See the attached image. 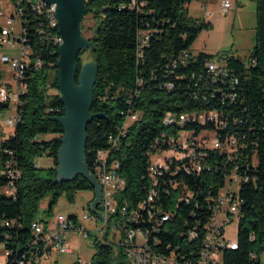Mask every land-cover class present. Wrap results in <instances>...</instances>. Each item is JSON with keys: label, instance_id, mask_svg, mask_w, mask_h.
<instances>
[{"label": "trees", "instance_id": "1", "mask_svg": "<svg viewBox=\"0 0 264 264\" xmlns=\"http://www.w3.org/2000/svg\"><path fill=\"white\" fill-rule=\"evenodd\" d=\"M193 0H86L87 12L96 21L93 46L81 50L77 60L75 81L84 65L82 55L90 50L93 61L98 65L93 84V99L90 112L95 114L87 125L86 163L93 173L96 151L108 147V134L115 131L124 121L129 108L128 98L138 90L133 107L141 112L140 118L128 129L110 160L120 163L118 173L124 178L125 188L119 199L134 207L147 198L151 187L148 174L149 152L162 132L177 136L184 127L199 133L203 126L193 121L165 125L167 111L193 113L211 107H221L218 99L209 104L192 95L194 87L191 75L204 69L211 56L200 53L190 57L185 65L173 67V60L185 50L191 52V45L203 29L211 27L206 20L193 18L188 13V4ZM256 3L255 45L247 61L229 51L219 57L226 65L238 71L243 90L236 105H223L229 117L226 133H235L239 147L236 159L227 161L225 155L209 151L208 162L212 165L196 178H186L193 188L217 189L224 184V173L238 166L237 173L248 177L240 189L242 216L239 220L238 249L226 250L225 264H259L264 252V0ZM141 30L149 31L147 44L139 56L138 36ZM53 32H57L54 28ZM31 44L42 57L40 68L26 69V90L21 95L19 106L20 121L14 133L0 145V242L19 253L34 238L32 223L37 218L47 222L53 216V205L62 195L74 201L78 191L93 190V184L83 175L69 181H56L59 167V149L65 133L64 127L55 119L66 114L64 103L57 93H49L50 88L58 89V46L49 38L41 36V29H34ZM192 55V52H191ZM254 61V64H252ZM182 76V77H181ZM3 71L0 65V81ZM142 81V85L138 81ZM174 84L171 90L162 88L165 82ZM8 103L0 102V110L9 109ZM234 118L242 123L235 124ZM207 123L206 128H214ZM221 132V131H220ZM55 134L51 139L44 135ZM224 137V136H223ZM53 158L54 165L40 168L37 158ZM13 161L20 171L15 180L16 193L8 196L3 187L9 179L1 174L8 162ZM51 193L49 208L41 212V200ZM162 207L173 214L164 224L159 234L161 249L172 244L182 251L199 250L200 240L190 242L184 232L186 222H193L192 204L178 202L179 192L161 193ZM17 220V225L9 227L6 220ZM9 236V237H8ZM96 253L92 264H131L122 248L96 240ZM168 252V251H166ZM252 253L258 255L253 259Z\"/></svg>", "mask_w": 264, "mask_h": 264}, {"label": "built area", "instance_id": "2", "mask_svg": "<svg viewBox=\"0 0 264 264\" xmlns=\"http://www.w3.org/2000/svg\"><path fill=\"white\" fill-rule=\"evenodd\" d=\"M231 7L230 0L222 1L223 13H227ZM56 8L55 3H41L40 0H9L8 7L0 3V18H3V21H0V50L4 49L3 52L0 51V64L7 67L17 82V89L0 83V102L8 103L10 108L14 109V115L7 120L9 126L15 127L20 121L19 106L28 77L26 69L40 68L43 64L40 53L31 44L34 29H41V36L49 38L58 48L63 42L59 33ZM204 8L208 16L213 14L207 6ZM54 28L57 29L56 33L52 31ZM148 39L149 31L141 30L138 36L140 57L143 55L141 49ZM6 49L14 53L7 54ZM191 56V52L185 50L173 60V67L185 65ZM204 66L201 72L191 75L194 87L192 95L206 104H209L211 99H218L221 107H211L193 113H165V125L183 126L191 120L201 124L203 129L196 133V130L183 127L177 136L167 132L161 133L160 138L152 145L153 150L149 152L148 174L151 187L147 198L141 200L137 206L132 207L128 202L119 199L126 182L118 173L120 163L110 160V156L126 137L129 127L140 118L141 112L133 107L138 90L127 99L129 108L122 112V125L108 134V147L96 151L93 175L102 189L96 211L103 218L91 208V203L89 212L83 216L96 223L94 230L98 235L94 244L97 240L122 248L131 264H225V251L238 249V239L226 236V226L234 218L239 221L242 216L243 200L240 197V189L242 182L247 181L248 177L238 175V166H235L230 172L224 173V184L216 193L212 188L204 190L201 186L193 189L186 181L187 177H199L204 170L211 168L212 165L208 162L209 151L225 155L229 163L236 159L239 147L235 133L225 132L229 117L223 105L238 104L240 92L243 90L240 74L236 69L213 59L206 60ZM138 84L142 85V81L139 80ZM173 86L174 84L168 81L161 87L171 90ZM1 115L2 110L0 117ZM233 120L235 124L242 123L237 118ZM207 123H213L214 128H206ZM1 174L9 179V183L2 189L3 192L14 196L17 190L15 180L20 177V171L15 168L14 162L10 161ZM235 183L239 185L238 191L232 187ZM171 191L179 192L178 202L193 206V222H186L187 230L184 235L190 242L200 240L198 251L191 249L188 253L182 251L179 245L172 249V244L169 243L161 249L162 240L159 234L173 214L163 209L160 194ZM46 221L40 218L33 221L31 228L34 238L20 253L0 242V264H41L44 258L53 254L75 255L68 241L69 236L79 232L87 237L92 232L91 229L80 225L76 215L58 214ZM4 224L14 227L18 223L16 219H12L6 220ZM251 257L258 259L255 253H252ZM76 264H92V261L79 259ZM259 264H264L261 256Z\"/></svg>", "mask_w": 264, "mask_h": 264}, {"label": "rangeland", "instance_id": "3", "mask_svg": "<svg viewBox=\"0 0 264 264\" xmlns=\"http://www.w3.org/2000/svg\"><path fill=\"white\" fill-rule=\"evenodd\" d=\"M230 1L232 2V7L227 13L222 12L218 0L212 2L209 5V10H213L212 16L206 15V10L200 6V0H193L191 6H187L188 13L191 17L200 20H207L211 23V27L203 29L191 45L190 49L192 57H197L200 53H204L211 56L213 60H217L220 64H226L225 60L219 59V55L223 51H229L231 54L244 61L248 60L255 45L256 3L254 0ZM0 3L4 7L9 6V0H0ZM0 21H3V18H0ZM95 24L96 21L92 14L85 15L81 22V34L89 42H91V38L94 35ZM3 50L4 49H1L0 51L3 52ZM5 52L7 54L14 53V51L9 49H6ZM81 58L84 63L94 62L90 50H86ZM0 65L3 71V78L0 83L12 86L13 89H17V82L14 77H12V73L5 65ZM57 92V88L49 89V93ZM12 115H14L13 108L2 111L0 117V145L4 139L14 133L15 127L7 124L8 118ZM55 136V134H47L43 136V139L48 140ZM37 162L40 168H49L54 165L53 158L47 155L37 158ZM232 187L236 191L239 189V185L236 183L232 184ZM93 197V190H83L77 192L74 201H70L66 195H62L56 204L53 205V216L50 219H53L58 214L76 215L80 225H84L87 229H91L92 232L87 237L79 232H75L69 236L68 241L70 242L75 255L69 253L53 254L50 257L44 258L41 261V264H76L79 259L85 260L86 262L93 260L96 253L94 241L98 235L94 230L96 228V223L93 220L85 219L83 216L84 213L89 212L90 203L92 202ZM51 198V193H48L41 200V212L39 217L43 216L45 213L44 211L49 208ZM238 226L239 221L237 218H234L226 226V236L236 239L238 235ZM261 257L264 260V252H262Z\"/></svg>", "mask_w": 264, "mask_h": 264}, {"label": "water", "instance_id": "4", "mask_svg": "<svg viewBox=\"0 0 264 264\" xmlns=\"http://www.w3.org/2000/svg\"><path fill=\"white\" fill-rule=\"evenodd\" d=\"M55 3L59 33L63 42L58 48V90L64 103L66 114L55 119L64 127L65 133L59 149V167L56 181L63 182L79 175L86 177L94 186V199L91 208L96 206L102 196V189L86 163V130L95 114L90 112L93 99V84L96 80V62L84 63L79 83L75 81L77 60L81 50L93 46L81 34V22L87 12L86 0H45ZM98 215H102L97 212Z\"/></svg>", "mask_w": 264, "mask_h": 264}, {"label": "crops", "instance_id": "5", "mask_svg": "<svg viewBox=\"0 0 264 264\" xmlns=\"http://www.w3.org/2000/svg\"><path fill=\"white\" fill-rule=\"evenodd\" d=\"M201 1V8H203V9H205L204 8V6H207L208 7V9H209V5L212 3V2H214V1H216V0H200ZM219 1V3H220V5H221V7H222V1L223 0H218ZM191 4H192V2L191 3H189L188 4V6L190 7L191 6ZM206 10V9H205ZM212 12H213V10H211ZM206 15H207V13H206ZM208 16V15H207ZM210 16H212V15H210ZM208 19V18H207ZM207 21V20H206ZM5 140V139H4ZM37 164H38V162H37ZM39 165V164H38Z\"/></svg>", "mask_w": 264, "mask_h": 264}, {"label": "bare ground", "instance_id": "6", "mask_svg": "<svg viewBox=\"0 0 264 264\" xmlns=\"http://www.w3.org/2000/svg\"><path fill=\"white\" fill-rule=\"evenodd\" d=\"M41 1V3H48L47 1H45V0H40Z\"/></svg>", "mask_w": 264, "mask_h": 264}]
</instances>
